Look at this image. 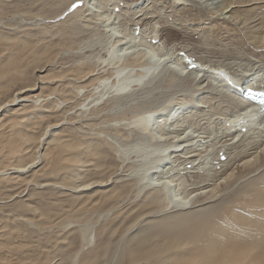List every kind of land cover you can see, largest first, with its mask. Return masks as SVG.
Returning a JSON list of instances; mask_svg holds the SVG:
<instances>
[{"label": "bare ground", "instance_id": "obj_1", "mask_svg": "<svg viewBox=\"0 0 264 264\" xmlns=\"http://www.w3.org/2000/svg\"><path fill=\"white\" fill-rule=\"evenodd\" d=\"M173 1L172 6L170 5L171 9L167 12L169 15L182 7L176 4L178 2L180 5L191 6L190 3L194 5L196 1L198 3L202 1L204 14L210 18L208 24L213 26L216 23L225 29H232L241 36L243 35L247 43L243 42L251 50L236 52V50L232 51L231 49L234 48L230 46V50L218 47L207 48L208 46L203 48L201 46L199 47L201 49L197 48L198 50H196L195 47L190 46V49H187L189 54L179 51L178 48H176L178 51H173L170 47L161 52L158 45L161 42L155 46L146 42L148 27L159 26L160 28L157 29L158 41L165 42L167 40L168 44L175 45L176 43L182 44V42L188 43L187 41L194 36L193 31L201 30L195 26L201 24L190 22L191 26L187 25L189 26L187 27L184 26V21L170 22L171 24L161 21L162 19L159 18L163 14L156 15L155 11L144 9L152 0H86L83 12L78 15L79 11L74 12V17L77 18L76 22L79 20L78 24L80 25H72L73 17L69 21L70 24L67 23V20L63 21L65 29L60 30V28L57 32L76 33L93 19L92 22L96 21L97 23L98 21L101 27L98 28L106 38L103 41L102 35L101 37L97 36L102 39L101 41L98 38V43H100L99 40L101 44L102 42L106 43H104L106 53L99 62L107 64L106 66L109 68L105 71L103 69L101 72H95L90 64L83 62L72 66L54 63L51 58H54L56 54L50 55L53 52L47 53L45 49H42V45L38 46L40 49L34 51V65L29 69L31 76H28L24 66L18 64V55L27 54V50L31 54L35 46L27 44L30 35L21 32L22 30L12 34L9 30L4 29V23V25H0V50L2 52L0 55V188L1 194H4V196H0L2 199L0 202L5 205V203L20 201L23 208L27 210V215L13 214L7 218L9 220H4L10 221V223H0V245L8 244L6 245L8 251L17 247L13 241L16 238L24 237L27 231L26 227L24 228V225L20 223L21 221L27 224L33 222L36 225H39L38 222L40 224L42 222L46 223V226L55 227L57 215H61L59 213L62 212L64 216L69 217L73 214L70 207H64L60 203L55 206L53 213H50L48 207L39 211L38 207L29 203V199H31L29 196L33 193L31 192L33 188L41 190L57 186L55 179L50 178L53 170L60 168L61 171H64L62 173L64 176L61 179L66 184H70V187L67 188L66 184H64L65 186L59 184V187L66 196L68 195L69 198L78 202L75 207L94 206L97 203L94 201V195L97 192L91 194L94 187L101 188L100 191L104 196L108 195V198L116 193L107 188L110 185V179H108L109 181H100L98 177V181L85 179V176L90 174L89 172L99 170L100 167L99 164L94 161L89 162L85 157H91V160L96 157L101 158L100 154L104 148H100L101 146L97 142H89L88 139L81 140L78 135L67 132L68 127L65 126L67 124L73 126V123L65 121L60 112H68V110L56 111L53 109L54 101L57 100L61 103L63 105L61 108L64 106L65 108L73 107L78 100L76 92L80 90L82 92L83 89L80 88L95 81L92 87L93 92L90 95L91 99H89L90 96H86L78 103L79 107L87 110L88 106H95L111 94L115 96L110 100L112 105L107 110L109 112L113 110L112 108H118L116 106L120 104L119 100L124 99L130 102L135 96L141 95L140 93H144L145 96L152 95L153 90L161 87L162 81L168 77L170 85L165 87L167 90L176 84L181 87L185 82H188L187 79L191 80L192 96L187 95L188 97L184 100L177 102L175 99L177 97L174 94L178 95V93L172 92L166 96V100L163 99L164 101L157 106L144 109L137 107L138 111L127 122L132 128L138 130V138L134 146H130L127 150L118 149H121L120 151L124 155L135 152L137 158L147 160L145 166L143 164V168L132 171L134 175L137 174L140 186L138 191H143L142 195L146 199L144 203L142 202L143 206L149 207L152 203L163 202L162 204L166 207L169 205L178 211H174L177 212L174 215L153 221L151 224L144 222L143 226H145L141 228L135 223L137 231L127 237L124 248L125 256L130 262L136 264H143V262L147 264H264L263 178L256 180L253 178L255 181L252 179L254 182H251L254 184H249L248 189L242 195H238L237 205L230 206L228 214L224 215L225 209L219 208L214 212H208L207 209L197 217L192 215L196 211L207 208L199 206L210 202L212 197L216 196L215 190L221 183L226 182L230 177L233 178L235 169L247 167L250 173L264 165V112H261L256 104H248V100L242 96V91L246 88L264 89V0ZM65 2L66 6L61 9L57 8L59 12L51 10V14H54L51 18L55 17L56 12L61 13L67 8L72 0H65ZM126 8L137 9L135 14H131L135 25L143 26L138 30L139 32H136L137 34H133L135 31L128 32L127 26L119 21L121 20L119 19L120 12ZM202 17L204 16L202 15ZM66 23L70 26H66ZM146 31L147 33H145ZM153 38H156V35ZM205 40L201 41V45ZM87 42L92 43L91 41ZM205 45H208V42H205ZM8 46L14 52L8 51ZM74 77L78 78L83 86L78 85L76 91H71L68 84ZM78 79L77 81H79ZM50 91L56 95L55 99L54 96L51 98L50 94H47ZM214 102L223 104L222 107L225 108V111L221 116L208 117L207 121H214L218 127L202 133L198 131L197 126L203 121L198 120L197 123H194L192 115H198V112L205 114L206 111L212 110ZM123 105L126 106V104ZM50 118L55 119L51 120ZM67 119L69 120V118ZM84 120L89 121L92 118L87 117ZM79 121L81 120L74 121V123ZM124 122L121 123L127 126V122L125 124ZM73 130L78 131L74 128ZM111 135L113 134L111 133ZM104 158H102L103 163H105ZM121 167L122 165L119 168ZM197 171H202L203 174L199 172L202 179L197 180L199 175H196V178L195 175H188L197 173ZM104 173L107 174V171ZM186 176L195 179H193L194 182L190 181L193 182V184L190 183L193 187L188 188L186 184L184 185ZM58 178L60 177L58 176ZM30 185H33V188H30ZM139 193L141 194V192ZM25 194H28L26 198ZM206 195L211 199L205 200L206 197L203 200L198 199ZM187 208L188 210H185ZM77 210L79 211V209ZM139 215L140 218L142 215ZM144 217L147 219L146 215ZM129 226L131 228L133 225ZM85 232L86 230L82 231L83 236H85ZM106 238L99 244L96 251L82 254L78 264H95L98 258L106 253L109 243ZM3 243L4 245H2ZM62 243L61 245H63ZM69 243L66 242L65 246ZM26 249L22 251H27ZM58 257L60 256L58 255ZM5 259L6 257L3 260ZM14 261L16 263V260ZM56 261L53 263L48 261L47 264H60ZM69 262L74 263L71 260ZM5 264H9V262L6 261Z\"/></svg>", "mask_w": 264, "mask_h": 264}, {"label": "rangeland", "instance_id": "obj_2", "mask_svg": "<svg viewBox=\"0 0 264 264\" xmlns=\"http://www.w3.org/2000/svg\"><path fill=\"white\" fill-rule=\"evenodd\" d=\"M172 2H174V1L173 0H152V2L148 3V6L145 7L144 9H146L147 11H149V10L155 11L156 15L163 14V15H160V18H159L160 20L162 19L161 21H167L169 23L170 22L172 23V22L184 21L185 22V23L183 22L185 24L184 26H187V25L191 26L190 22L196 23V24L199 23L198 25H200V24L201 25L195 26V27L201 28V30L196 31L197 33L195 31H193V35H194L193 38L191 40L187 41L188 43L182 42V44L184 46L180 43H176L175 45H170V44H168L167 40H166L167 42L166 41L164 42L162 40L158 41L159 36H158V30L157 29H159L160 27L159 26L154 27L151 25L150 27H148V29L150 31L147 29L148 37L146 38V42L149 43V45L151 44V45L155 46L156 44H158V42L159 43L161 42V44H158L160 46L159 51L161 50V52L165 51V49L167 50V48L170 47L171 50H173V51L179 50L181 52L188 53V54H189V52L187 51V49L189 50L190 46L195 47L194 49H196V50H198L197 48H199L201 46H202L201 48L208 46L207 48L218 47V48L229 49V50L231 48H234L231 50L232 51L236 50V52H240L241 50L248 52L251 50V48L249 46H247V44H246L247 43L246 39L244 40L245 37H243V35L241 36V34H239L238 32H236L232 29H225L223 26H220L216 23H214L213 26H210V24H208V22L210 21V18H207V16H205V14H204V10L202 7V6H204V4L201 3L202 1H200L199 3L196 1L194 3V5L192 3H190L193 8L190 5H186V4H185V6L182 4L180 5V3L178 2L176 4H178V6H182V7H180L176 12H173V14L169 15L167 12H169V10L171 9L170 5L172 4ZM151 3H152V5H151ZM66 5H67V3L65 2V0H45V1L44 0H13V1L8 0L7 2H5L4 0H0V25L4 23L5 24L4 29L9 30V32H12V34L16 31L22 30L21 32L30 35L29 39H28L29 43H27V44H29L33 47L35 46L32 49L31 54L28 50L26 51L27 54L26 53H23V55L17 54L19 57L18 58L19 59L18 64H20L21 66H24V68L28 72L27 73L28 76H31L29 69H31L32 68L31 66L34 65V63H33L34 51L37 49H40V47L42 45H43L42 49H45L47 53L53 52L50 55L56 54V56L54 58H51V60L53 59L54 63H59V64L64 63L65 65L67 64L68 66H72V65H76L77 63L83 62V63L90 64L92 66V69H95V72H101L103 69L105 71L106 69L109 68L108 66H106L107 64L99 62V61H101V58H103V56L106 53V46H105L106 43L102 42V44H101L102 39L100 37L102 35V38L104 39L103 41H105L106 38L104 37L103 33L101 34L102 31L100 30L101 27L98 24L99 23L98 21H97V23H96V21H94L95 22L94 23V22H92L94 20L93 19L91 22L86 23L87 26H83V28H80L81 30L77 31L76 33H71V32L61 33L60 31L57 32L60 28H61L60 30H62V28L65 29V26H63L62 22L67 20V23H68L74 17V15H75L74 12L76 10L79 11V13H77V15L81 14V12H83V10L86 7V0H72V2L69 3L67 8H65L61 13H57V12H59V11H57V8L61 9L63 6H66ZM122 5H124V4H122ZM152 7H153V9H152ZM198 7H200V8H198ZM173 8L175 9L176 7H173ZM201 8H202V10H201ZM198 9H200V10H198ZM51 10L57 11L55 13V17H53V18H51V17L54 14H51ZM116 10L118 11V9H116ZM136 11H137V9L131 10V9L126 8L122 12H120L121 15L119 18L122 20V21L119 20L120 23L127 26L128 32L135 31L133 34H137L136 32L138 30H140L141 27H143L140 25L139 26L135 25V23L133 22L134 18L132 15H133V13L135 14ZM159 11H160V13H159ZM199 12H201V13H199ZM29 14H34V15L29 17V16H27ZM202 15L204 17H202ZM46 17H48V18H46ZM162 17L165 19H163ZM74 18L72 19L73 20L72 25H74V26L80 25V24H78V23H80V21L78 20V22H76L77 18H75V19ZM129 18H131V19L129 20ZM44 19H45V21H44ZM131 22H133L134 25L131 24ZM67 23H66V26H70L69 25L70 22L68 25H67ZM141 25H143V24H141ZM203 25H205V26H203ZM98 27H100V28H98ZM152 27H153V29H152ZM187 27H189V26H187ZM147 31L145 33H147ZM60 33H61L62 37H61ZM194 33H196V34H194ZM67 35H69V36H67ZM155 35H156L157 39L153 38ZM97 36H100V37H97ZM95 38H96V40H95ZM98 38L101 39V41L99 40L100 43H98V41H97ZM199 38H200V40L202 39L201 40L202 42L207 38L208 40H205V42L206 43L208 42V45H205V42H204V44L202 43V45H201V41L199 40ZM156 40H157V42H156ZM209 40H210V42H209ZM87 41H91L92 43L94 41H97V42L96 43L94 42L92 44V43H89ZM243 41H245L246 43ZM197 42H199V43H197ZM192 44H194L195 46ZM233 44H235L236 46ZM196 45H197V47H196ZM38 46H40V47H38ZM185 46H187L188 48L187 47L185 48ZM174 48L175 49L178 48V50L177 49L175 50ZM201 48H199V49H201ZM64 49H67V50H64ZM184 50H186V51H184ZM8 51L14 52V50L10 47L8 48ZM71 51L74 53H72ZM251 52H253V51H251ZM1 53L2 52L0 50V55H1ZM30 63H31V65H30ZM99 69H101V70H99ZM77 79L78 78L74 77L73 80H70L74 83L69 81L68 85H69V88L71 91H76L77 90L76 87L83 86L82 82L79 79H78L79 81H77ZM187 81L188 82H185L184 85H181V87H180V85L176 84L172 88H170V90H167V89H165V87L170 85L169 84L170 79H168V77H166L162 81L163 83L161 82L162 83L160 85L161 87H159L157 89L155 88V90H153L154 93L152 92L151 93L152 95L149 94V96L148 95L145 96L144 93H140L141 95H137V97L135 96L133 98V100H131L130 102L128 101L129 103L127 101H125L124 99H122L121 101L119 100L118 103H120V104L119 105L117 104L118 106H116L118 108H116V109L112 108L113 110H110L111 112H113L115 114H113V113L110 114L111 113L110 111L107 112L109 107L112 105L111 104L112 101H110V100L113 96H115V95L112 96L111 94L109 96H107V98H105L104 100L100 101L98 104H95V106H88L87 110L85 109L86 111L79 107L80 105L78 103H80L86 96H90L91 93L93 92L92 87H93V83H95V81L93 83L85 84L86 85L85 87L80 88V89H83L82 92H81V90L79 92H76L78 100L76 101L77 104L75 103L73 105V107H69V108L66 107L65 108V106H64V108H61V107H63V105L61 103H59L57 100H55L53 103V109H55L56 111H59L60 109H64V111L68 110V112H60V113L62 114V118L65 119V121L67 120V121H71L73 123L72 124L73 126H71V125L68 126V124H67V126H65V127H68L69 130H71V129L73 130V128L75 130H78V131H74V130L69 131L67 129V132H70L71 134L78 135L81 138V140H87L88 139L89 142H93V143L97 142L99 144V146H101L100 148H104V150H102L104 152L101 151V154H100V155H102L101 158H98L95 155H94V157H96V159L94 158L93 160H91V157H88V156L85 157L89 160V162L94 161L95 163L100 165L99 170L98 169L92 170L91 172H89L90 174H87V176H85V179L88 178L91 181L92 180L98 181V178L100 181H107L108 179H110L111 181L108 180L110 185H108L109 187H107V188L112 189L116 193L114 196L112 195L111 197L108 198V195L104 196L103 192L100 191L101 188L94 187L92 189L93 191L91 190V194L97 192L94 195V201H97V203L94 206L84 205L85 208L84 207H82V208L75 207V206H77L78 202L73 198H69L68 195L66 196V194L61 192L60 187H59L60 186L59 184H63L61 186H65L64 184H66V182L61 179L64 176V174H62L64 171H61L60 168L55 169L56 171L53 170L54 172H51L50 178L55 179V181L57 182L56 184H57L58 188H57V186H54V187L52 186V187H48V188H44V189L40 190L38 188H33V185H30V188H33V190H31V192H33L34 194L33 193L30 194L29 198L31 197V199H29L30 200L29 203L32 205L34 204L36 207H38L39 211H41V209H45L48 207V208H50V210H49L50 213L55 212V210H54L55 206H57V204L60 203V204L64 205V207L65 206H67L68 208L70 207L69 209H70V211L72 210L71 212H73L74 216H73V214L70 217L64 216V214H62V212L59 211V212H61V213H59L61 215H57V219L55 220V223H57L56 224L57 226L55 225V227L46 226L45 225L46 223L43 224L42 222H41V224H40V222H38L39 225L38 224L36 225L33 222L27 224V223H24L21 221L20 223H22V225H24V228L26 227L27 231H26L24 237H22V238L19 237L21 239L16 238L13 241V243L16 244L17 247L12 248L11 249L12 251L11 250L8 251L6 249V247H7L6 245H8V244L5 243L6 245H4V243H3L2 245H4V246L0 245V264H5L6 261H8L9 264H13V263H15L14 260H16L15 264H42V263L47 264L49 262L53 263L56 260H57L56 263L60 262V264L61 263L62 264H64V263L71 264V262H69L70 260L73 261L75 264H78L80 256H82V254H84L86 252L96 251V249L99 248L98 247L99 244L101 242H104L106 236H107L106 240L109 241L106 253H104V255L102 254L98 258V260L95 262V264H136V263L130 262V260L124 254V248L126 245L125 243L127 241V237H129L131 235V233H135L137 231V229H135L137 226L140 225L139 226L140 228L144 227L145 226V225L143 226L144 222L147 224H151V222H153V221L155 222L157 220H162V218H164V217L176 214L177 212H174V211H178V210H174L173 208L169 207V205L166 207L164 204H162L163 202L157 203V204L152 203V205H150L149 207L143 206V203L145 202L146 199H144V197H143L144 195H142L143 191H138L140 186L138 183V179L136 177L137 174L134 175V172H132V171L136 170L137 168H139V169L143 168V164L145 166V163H147V160L146 159L144 160V158H141V160H140L139 157L137 158L135 152H131V153H128V155H124V153L120 150L122 149L124 151V150H127L130 146H134L135 141L138 138V135H139L138 130L132 128L130 126V124L128 123L131 120L132 116L135 115V112L138 111L136 108L139 107V108L144 109V108H149L152 106H157L159 103L166 100L167 99L166 96H168L172 92L178 93V95L176 93L174 94L177 97V98L174 97L177 102L184 100L188 96H192L193 91L190 88L191 80L189 81V79H187ZM70 83H72V84H70ZM90 84H92V85L90 86ZM178 86H179V88H178ZM186 86H187V88H186ZM185 88H186V90H185ZM180 89H181V92L183 91L182 93L180 92ZM89 90H90V92H89ZM156 90L157 91L160 90V91L157 92ZM162 90H164L163 91L164 93L162 92ZM168 91H170V92H168ZM179 92H180V94H179ZM185 92L187 93L186 95H185ZM52 93H53L52 91L47 92L48 95L50 94L49 96L51 98H53V96H54V99H55L56 95L54 93L53 94ZM166 93H167V95H165ZM91 97L92 96H90L89 99H91ZM164 97H166V98H164ZM174 100H173V102H174ZM137 101H139V102H137ZM121 102H123V103H121ZM123 104H126V106H128V105H130V106L127 108ZM212 106H213L212 110L206 111L205 114H201V112H198V115L197 114L192 115V118H194L192 121H194V123H197L198 120L203 121V122H200L202 124L199 123L197 126L198 131H200L202 133L209 132L211 129L218 127V125H216L214 121H213L214 123L212 121H207L208 117L219 116V115L221 116V114L224 113V111H225V108L222 107L223 104H221V103L214 102L212 104ZM56 107H57V109H56ZM104 107H106V108H104ZM83 108H86V107H83ZM102 108H104V110H102ZM96 109H99V111H96ZM118 109H119V111H117ZM101 112H102V114H101ZM107 113H109V114H107ZM79 114H82V115H79ZM87 117H91L92 120H89V121L84 120ZM67 118H69V120ZM50 119L54 120L55 118H50ZM73 120L74 121L81 120L82 122L79 121L77 123L76 122L74 123ZM124 121H126V122L128 121L127 122L128 124ZM204 121L206 122V124ZM121 122H124V124L126 123L127 126H124ZM211 122H212V124H210ZM214 125H216V126H214ZM98 126H100V127H98ZM83 127H85V128H83ZM207 127H211V128H207ZM95 128H97V129H95ZM111 133L113 135H111ZM90 134H91V136H90ZM109 140H111V141H109ZM218 143H220V142H218ZM118 148H121V149H118ZM106 151H107V153H106ZM104 156H105V158H104ZM102 158H104L103 161L105 163L102 162ZM104 164L105 165L107 164L106 168H105ZM119 165L120 166L122 165V167L119 168L120 167ZM140 166H142V167H140ZM115 169H117V170H115ZM235 170L236 171H234V173H233L234 176L232 175L233 178L230 177L229 179L226 180V182L221 183V185H219L218 188L215 190L216 196L215 197L213 196L212 200L210 202L208 201V202L204 203L203 205L199 206V207L206 206L207 208L194 212V214H192L193 217L194 216L195 217L200 216L201 212H203L207 209H208L207 210L208 212H214L217 209L221 208L222 210L225 209V212H223L224 215L228 214V209L230 208V206L237 205L236 202L238 200V195H240V194L242 195V193L245 192L246 189H248L247 186L249 184H254L251 182L254 180L253 178H255V180L256 179H262V178L264 179V173H263L264 172V165H262V167L255 170V172L250 171V173H249V170L247 169V167H243V168L235 169ZM105 171H107V174L104 173ZM199 172H201V174H203L202 171H197V173L196 172L195 173H189L188 175H195V178H196V175H199L200 178L197 177V180L202 179V176L200 175ZM58 176L60 178H58ZM107 176L110 178H106ZM185 179L186 180L184 181V185L186 184V186H188V188L190 186L193 187L192 184H193L195 179L193 178L194 179L193 180L192 177H189V176H186ZM190 181H193V182H190ZM249 182H251V183H249ZM190 183H192V184H190ZM69 185L70 184H66L67 188L70 187ZM183 187H185V186H183ZM55 188H57V189H55ZM95 190H97V191H95ZM1 192L2 191L0 188V196H4V194L3 193L1 194ZM139 192H141V194ZM137 193H138V195H137ZM26 195H28V194H25V196H24L25 198L27 197ZM203 198H205V200L211 199V198H207V195L201 196L198 199L203 200ZM18 199H16V200H18ZM47 202H49V203H47ZM141 204H142V206H141ZM225 205H227V206H225ZM67 207H66V209H68ZM75 208H76V210H74ZM77 209H79V211ZM84 209H86V210H84ZM126 209H128V210H126ZM149 209L152 210V212H150ZM185 210H188V208ZM185 210H183V211H185ZM110 211H111V213H110ZM26 213H27V210L25 208H23V205L20 201L5 203V205H3L2 202H0V223L1 224L2 223L4 224L5 222L10 223V221H7V220H9L7 218H9L10 215H13V214L14 215H16V214L27 215ZM137 213L142 215L141 216L142 218L141 217L139 218L138 217L139 214H137ZM144 215H146L147 219H145ZM28 216H30V215H28ZM5 219H7V220L4 221ZM135 223L137 226L135 225ZM1 224H0V226H1ZM131 224L135 227L132 226L133 228L132 227L130 228L129 225H131ZM36 227H37V229H36ZM38 229H40V230H38ZM130 229H132V230L130 231ZM83 230H86L85 236L82 235ZM63 237H64V239H63ZM62 242H64V243H62ZM66 242H70V243L66 244V246H65ZM13 243L12 244L10 243V244L13 245ZM61 243L63 245H61ZM23 244H26V245H23ZM11 247H13V246H11ZM21 247H23L22 250L26 249V247H28L26 249L27 251H25V250L22 251ZM10 252H12L13 254ZM76 252H78V253L74 257ZM66 253H67V255H66ZM58 255L60 257H58ZM12 256H14V257H12ZM4 257H6L5 260H3ZM41 258H43V259L41 260ZM52 258L55 260H53ZM44 259H47V260H44ZM9 260H11V261H9ZM19 260H21V261H19ZM62 260H63V262H62ZM2 261H3V263H2ZM139 263H141V262H139ZM143 264H147V263L143 262Z\"/></svg>", "mask_w": 264, "mask_h": 264}]
</instances>
